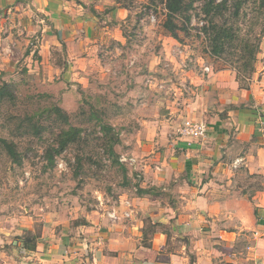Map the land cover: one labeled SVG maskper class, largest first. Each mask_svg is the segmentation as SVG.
<instances>
[{
	"label": "rangeland",
	"instance_id": "obj_1",
	"mask_svg": "<svg viewBox=\"0 0 264 264\" xmlns=\"http://www.w3.org/2000/svg\"><path fill=\"white\" fill-rule=\"evenodd\" d=\"M163 1L110 0L115 12L105 8L98 14L105 15L100 25L110 27V33L91 50L67 49L70 55L63 44H43L38 26L10 27L0 14V84L9 83L13 93L0 105V218L30 216L37 232L48 224L54 228L56 219L57 231H69L87 213H103L119 196L139 195L138 169L119 158L131 155L138 164L135 135L142 130L141 120L181 124L186 116L173 115L169 105L176 101L182 107L197 97L189 72L205 76L202 66L208 65L209 73H235L231 53L212 54L200 30L208 22L201 11L204 0H193L189 23L175 20L176 38L162 26ZM223 21L231 23V16L226 13ZM248 25L244 18L242 33ZM71 53L83 58L72 62ZM53 106L65 112L67 121L45 112ZM99 119L111 127L109 133ZM69 127L79 134L58 153L61 131ZM113 136L118 141L110 153ZM3 139L17 152L16 161ZM256 180L250 182L255 186ZM164 184L148 193L163 203L171 197Z\"/></svg>",
	"mask_w": 264,
	"mask_h": 264
},
{
	"label": "crops",
	"instance_id": "obj_2",
	"mask_svg": "<svg viewBox=\"0 0 264 264\" xmlns=\"http://www.w3.org/2000/svg\"><path fill=\"white\" fill-rule=\"evenodd\" d=\"M113 5L0 0V14L10 27L38 26L43 44H63L70 55L67 49L91 50L110 33L100 25L105 15L98 14L105 8L114 13ZM254 67L247 89L231 69L188 73L197 97L169 107L173 115L207 124L205 136L189 144L176 137L178 121L141 120L135 135L140 186L165 183L171 193L165 203L136 195L128 219L113 224L95 211L69 231H57L56 219L54 228L48 224L37 232L30 216L0 218V264H264V189L250 182L264 184V37ZM23 233L35 234L33 249L21 246L17 237Z\"/></svg>",
	"mask_w": 264,
	"mask_h": 264
},
{
	"label": "trees",
	"instance_id": "obj_3",
	"mask_svg": "<svg viewBox=\"0 0 264 264\" xmlns=\"http://www.w3.org/2000/svg\"><path fill=\"white\" fill-rule=\"evenodd\" d=\"M165 16L162 23L164 29L173 38L177 37V23L175 20L181 19L185 24L190 22L189 10L191 9L193 0H164ZM202 13L208 17L207 24H201L200 30L207 36L211 46V53L221 56L231 53L230 62L235 71V79L241 88H248V83H243L244 79H250L254 72V64L260 48V42L264 35V0H204L202 5ZM231 16L232 22H225V15ZM247 18L249 25L247 30L242 33L240 24ZM219 19V20H218ZM13 93L10 90V84L1 82L0 84V105L5 98H12ZM46 113H52L55 116L67 121L65 112L53 106L45 110ZM31 119V117H29ZM102 128L109 133L111 127L104 124L99 119ZM79 134V129L69 127L67 130L61 131V136L57 142L56 152H61L68 143L74 141ZM118 141L116 136L110 140V153L113 152V144ZM5 150L13 160H17V152L12 144L6 140H2ZM49 160V158L47 157ZM256 187L264 189V184L256 181ZM139 196L149 193L148 189L139 188L137 190ZM22 247L34 248L35 234L23 233L20 236Z\"/></svg>",
	"mask_w": 264,
	"mask_h": 264
},
{
	"label": "built area",
	"instance_id": "obj_4",
	"mask_svg": "<svg viewBox=\"0 0 264 264\" xmlns=\"http://www.w3.org/2000/svg\"><path fill=\"white\" fill-rule=\"evenodd\" d=\"M204 72L208 73L211 71L208 65H203ZM208 126L202 120H197L193 118H185L181 124H179L175 129V134L177 139H180L186 143H191L192 141L205 136ZM119 160L124 163H128L130 166H135L136 158L133 156L121 155ZM103 202L100 203L102 205ZM132 204L130 199L125 197H120L113 201L109 207L104 209L105 215L111 223H117L122 218L128 219L131 215Z\"/></svg>",
	"mask_w": 264,
	"mask_h": 264
}]
</instances>
